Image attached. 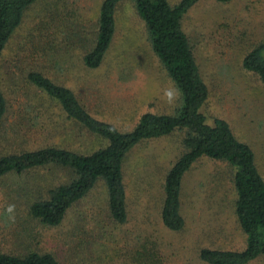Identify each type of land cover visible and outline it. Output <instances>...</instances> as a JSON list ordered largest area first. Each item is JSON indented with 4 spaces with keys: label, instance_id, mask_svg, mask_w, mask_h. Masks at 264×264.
<instances>
[{
    "label": "rangeland",
    "instance_id": "374dc122",
    "mask_svg": "<svg viewBox=\"0 0 264 264\" xmlns=\"http://www.w3.org/2000/svg\"><path fill=\"white\" fill-rule=\"evenodd\" d=\"M169 1L175 5L180 0ZM102 2L45 0L28 11L3 58L9 112L0 153L43 147L84 153L102 146L81 127L58 119L60 108L47 106L24 79L29 70L71 88L92 115L121 131L131 130L145 113L173 114L179 107L180 94L154 54L131 0L118 7L115 39L103 65L94 71L85 67ZM183 29L209 89L206 115L211 123L214 118L227 121L235 136L252 147L264 177V88L243 68L245 56L264 38V0H202L186 15ZM183 137L175 133L143 142L128 156L124 226L110 220L102 183L70 210L61 226L30 221L29 205L37 193L69 176L49 168L5 176L0 180V253H51L59 264H207L201 259L204 249H244L245 235L234 211L233 171L225 162L204 159L191 168L182 190L186 226L178 233L164 227L165 178L183 152ZM250 264H264V259Z\"/></svg>",
    "mask_w": 264,
    "mask_h": 264
},
{
    "label": "trees",
    "instance_id": "16d2710c",
    "mask_svg": "<svg viewBox=\"0 0 264 264\" xmlns=\"http://www.w3.org/2000/svg\"><path fill=\"white\" fill-rule=\"evenodd\" d=\"M43 1L0 0V132L9 112L1 79L4 53L24 24L28 11ZM122 1L103 0L101 4L95 38L88 42L92 48L83 57L88 70L99 69L112 47L118 26L117 10ZM131 1L145 23L154 54L180 94L179 107L173 114L145 113L131 130L121 131L92 115L71 88L57 84L42 71L29 70L23 78L32 90L46 98L47 106L60 108L58 119L81 127L102 146L84 153L61 147L3 150L0 180L9 174L22 175L45 168L69 176L66 182L37 193L29 205L30 221L48 228L61 226L70 210L102 183L110 220L116 226H124L129 217L124 170L128 156L143 142L181 133L184 135L183 152L165 178L161 209L164 227L178 233L186 226L182 215V190L191 168L204 159L225 162L233 171L234 211L245 235V247L235 251L204 249L201 259L207 264H250L264 259V177L257 168L252 147L235 136L227 121L214 118L211 123L206 115L209 89L183 29L186 15L202 0H180L175 5L169 0ZM215 1L229 4L234 0ZM243 68L257 76L264 88V38L245 56ZM0 264H59V261L51 253L28 251L23 255L0 253Z\"/></svg>",
    "mask_w": 264,
    "mask_h": 264
}]
</instances>
